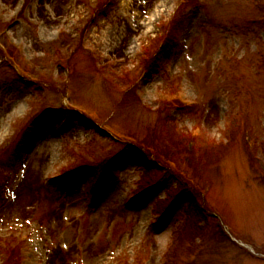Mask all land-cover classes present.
Returning <instances> with one entry per match:
<instances>
[{"label": "rangeland", "instance_id": "374dc122", "mask_svg": "<svg viewBox=\"0 0 264 264\" xmlns=\"http://www.w3.org/2000/svg\"><path fill=\"white\" fill-rule=\"evenodd\" d=\"M170 256L264 264V0H0V264Z\"/></svg>", "mask_w": 264, "mask_h": 264}, {"label": "trees", "instance_id": "16d2710c", "mask_svg": "<svg viewBox=\"0 0 264 264\" xmlns=\"http://www.w3.org/2000/svg\"><path fill=\"white\" fill-rule=\"evenodd\" d=\"M192 143H193V141H192ZM138 156L139 157H141V159H143L144 160V158H143V153H140V151L138 152ZM137 156V157H138ZM192 157H193V160H194V158H196V160H198V158H199V155L198 156H196L194 153H193V155H192ZM118 158V157H117ZM117 162V160L116 159H114L113 161H111V166H114V164L113 163H116ZM148 162H150V161H145L144 160V167L146 168V169H148L149 167H150V164L148 163ZM154 189V188H153ZM153 189H151V191L153 190ZM148 192H150V189H147L146 191H143L142 193L140 192L139 193V196H145ZM148 196V195H147ZM190 198L192 199V195L190 196ZM190 199V202H189V210L191 209V210H194V207H193V204L194 203H192V200ZM170 210H172V205L166 210V213L168 214L169 212H170ZM167 215H165L164 216V218L166 217ZM171 255V254H170ZM174 258L172 257V256H170V258H169V260L167 261V264H175V262H174V260H173Z\"/></svg>", "mask_w": 264, "mask_h": 264}]
</instances>
